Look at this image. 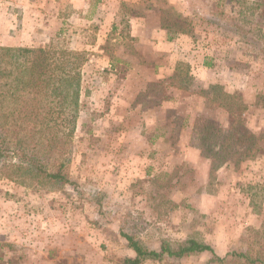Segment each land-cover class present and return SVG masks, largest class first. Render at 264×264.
Masks as SVG:
<instances>
[{"label":"rangeland","instance_id":"1","mask_svg":"<svg viewBox=\"0 0 264 264\" xmlns=\"http://www.w3.org/2000/svg\"><path fill=\"white\" fill-rule=\"evenodd\" d=\"M0 47L87 59L72 184L0 162V264H118L135 255L124 234L147 249L264 250V0H0ZM232 129L262 154L214 162L202 133Z\"/></svg>","mask_w":264,"mask_h":264},{"label":"trees","instance_id":"2","mask_svg":"<svg viewBox=\"0 0 264 264\" xmlns=\"http://www.w3.org/2000/svg\"><path fill=\"white\" fill-rule=\"evenodd\" d=\"M86 61L82 53L65 48L0 47V162L18 161L4 163V167H15L12 169L20 175H35L58 186L71 183L65 172L69 161L66 146L70 145L79 116L81 68ZM237 132L202 133L200 140L214 162L223 163L220 160L234 155L240 156L239 160H254L262 154L258 146L261 138L245 129ZM230 144L236 146L233 153H229ZM124 237L135 255L118 264L178 261L205 253L219 264L233 258L245 264H264V250L258 254L232 251L222 257L209 244L193 238L175 246L163 244L159 249H147L132 236Z\"/></svg>","mask_w":264,"mask_h":264}]
</instances>
